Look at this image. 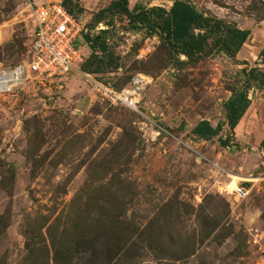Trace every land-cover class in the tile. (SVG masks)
Here are the masks:
<instances>
[{
  "label": "rangeland",
  "instance_id": "374dc122",
  "mask_svg": "<svg viewBox=\"0 0 264 264\" xmlns=\"http://www.w3.org/2000/svg\"><path fill=\"white\" fill-rule=\"evenodd\" d=\"M54 1L0 0V68L28 55V3ZM111 1L63 2L84 56L61 92L23 83L0 97V264H264V0H187L249 30L235 54L210 36L193 62L122 14L97 19ZM85 74L113 87L145 76L138 111L101 100ZM241 90L249 105L229 129L224 102ZM203 119L222 123L217 136L192 134Z\"/></svg>",
  "mask_w": 264,
  "mask_h": 264
},
{
  "label": "built area",
  "instance_id": "2783aa9c",
  "mask_svg": "<svg viewBox=\"0 0 264 264\" xmlns=\"http://www.w3.org/2000/svg\"><path fill=\"white\" fill-rule=\"evenodd\" d=\"M32 23L28 55L23 62L0 68V97L11 93L23 83L35 90L58 94L64 88V78L83 61V52L76 40L81 37L83 24L59 2L28 3ZM95 94L109 105L138 111L148 80L136 74L121 87H113L88 77ZM243 193L239 184L234 191Z\"/></svg>",
  "mask_w": 264,
  "mask_h": 264
},
{
  "label": "trees",
  "instance_id": "16d2710c",
  "mask_svg": "<svg viewBox=\"0 0 264 264\" xmlns=\"http://www.w3.org/2000/svg\"><path fill=\"white\" fill-rule=\"evenodd\" d=\"M64 1L60 3L63 5ZM64 7L71 13L66 6ZM106 12L122 14L129 19V22H132L134 27H143L154 33H159L166 40L170 49L176 54L184 55L188 62L195 61L197 56L205 51L210 36H216L214 46L228 54H235L249 35L247 29L230 27L217 18L204 15L187 0H172L167 11L161 7L154 6L145 9L136 5H134L133 11H130L127 0H112L97 13V19ZM80 42L79 38L76 40V45ZM248 105L249 100L242 90L233 91L224 102L229 129H233L237 125ZM222 126V123L213 126L209 121L203 119L193 126L191 132L199 139L208 140L217 136ZM219 142L221 145H225L228 138H220ZM261 145L264 149V139L261 141ZM112 253V249L105 248L102 252L103 262L109 263Z\"/></svg>",
  "mask_w": 264,
  "mask_h": 264
},
{
  "label": "bare ground",
  "instance_id": "6f19581e",
  "mask_svg": "<svg viewBox=\"0 0 264 264\" xmlns=\"http://www.w3.org/2000/svg\"><path fill=\"white\" fill-rule=\"evenodd\" d=\"M236 190V188L234 189V191Z\"/></svg>",
  "mask_w": 264,
  "mask_h": 264
}]
</instances>
